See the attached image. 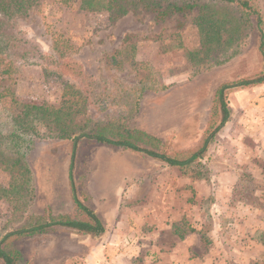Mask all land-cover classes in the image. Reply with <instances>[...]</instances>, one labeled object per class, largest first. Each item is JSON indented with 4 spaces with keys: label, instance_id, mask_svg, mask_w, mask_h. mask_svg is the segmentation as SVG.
Returning a JSON list of instances; mask_svg holds the SVG:
<instances>
[{
    "label": "rangeland",
    "instance_id": "obj_1",
    "mask_svg": "<svg viewBox=\"0 0 264 264\" xmlns=\"http://www.w3.org/2000/svg\"><path fill=\"white\" fill-rule=\"evenodd\" d=\"M239 52L223 65L195 72L187 58L200 49L197 11L157 23L137 11L114 19L106 11L79 10V1L40 0L10 23L54 63L3 57L0 128L23 104L58 107L67 87L87 93L90 105L76 119H104L137 100L127 124L159 138L170 155L201 147L210 103L224 83L254 78L263 69L264 0ZM125 39L129 42L125 44ZM133 46V51L129 49ZM122 52L121 68L107 59ZM62 56H58V54ZM80 68L75 77L60 64ZM130 87H136L134 96ZM123 89V90H122ZM130 98V100H128ZM229 119L209 140L199 164L180 170L142 154L78 141L72 176L79 200L102 221L99 237L64 229L12 237L2 248L18 264H264V84L227 94ZM25 162L30 203L23 221L74 213L69 186L72 141L32 139ZM200 171L202 176L194 177ZM19 172L0 166V241L19 228L7 195ZM26 223V224H27ZM193 232H186L187 227ZM174 226L186 232L179 236ZM0 264L1 263L0 261Z\"/></svg>",
    "mask_w": 264,
    "mask_h": 264
},
{
    "label": "trees",
    "instance_id": "obj_2",
    "mask_svg": "<svg viewBox=\"0 0 264 264\" xmlns=\"http://www.w3.org/2000/svg\"><path fill=\"white\" fill-rule=\"evenodd\" d=\"M68 5L74 0H59ZM79 10L86 12L106 11L114 19H121L128 14L143 11L154 16L157 23L175 15L184 16L197 11L193 23L200 37V49L190 52L187 58L191 68L197 72L223 65L239 52L241 42L245 39L247 29L251 26V18L255 17L259 27L262 17L259 9L251 0H78ZM40 0H0V66L1 74H7L10 63H4L3 57L19 60L37 59L56 65L53 59L45 57L39 45L24 38L14 24L13 18L24 17L39 4ZM259 51L263 59V69L250 79L236 83L221 84L214 92L204 131L201 147L186 155H170L166 152L164 143L149 133L134 129L127 124V118L133 108H138L137 100H133L130 109H118L104 119H85L76 123L82 117L89 102L88 92H73L67 87L63 100L58 107L36 104H23L20 111L10 121L0 128V166L6 172H19V182L10 188L7 195L11 203V221L20 223L19 228L5 235L0 241V261L3 264H18L19 254L6 251L2 245L12 237H30L34 234L47 233L53 229L69 230L76 234L99 237L104 232V226L98 216L79 200L74 185L72 170L78 141H88L109 148H120L131 153L142 154L153 160L162 162L169 167L185 171L186 168L199 164L203 158L209 140L220 130L229 119L227 94L234 88H246L264 84V34L259 29ZM125 44L128 39H125ZM131 52L133 46H128ZM62 56V54H58ZM122 52L112 54L108 65L117 68L122 66ZM123 57V56H122ZM60 67H65L75 77H81L79 67L70 61H64ZM123 90V89H122ZM136 87H130L129 92L134 96ZM1 94V93H0ZM130 100V98H128ZM33 138L37 140L72 141L73 146L69 164V186L74 206L71 216H42L33 222L23 221V214L30 203L29 189L31 177L25 162L26 151L31 148ZM194 177L202 176L198 171ZM23 219V220H22ZM27 223V224H26ZM186 232H193L188 225ZM184 228L174 226L175 234L180 237L186 232ZM259 243L264 247V231L259 235Z\"/></svg>",
    "mask_w": 264,
    "mask_h": 264
}]
</instances>
